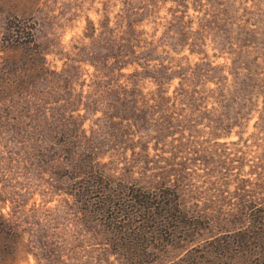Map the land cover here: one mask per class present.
Here are the masks:
<instances>
[{
  "label": "rangeland",
  "instance_id": "1",
  "mask_svg": "<svg viewBox=\"0 0 264 264\" xmlns=\"http://www.w3.org/2000/svg\"><path fill=\"white\" fill-rule=\"evenodd\" d=\"M68 141L112 182L177 186L194 224L120 244ZM184 263L264 264V0H0V264Z\"/></svg>",
  "mask_w": 264,
  "mask_h": 264
},
{
  "label": "trees",
  "instance_id": "2",
  "mask_svg": "<svg viewBox=\"0 0 264 264\" xmlns=\"http://www.w3.org/2000/svg\"><path fill=\"white\" fill-rule=\"evenodd\" d=\"M134 27L131 26L133 32ZM32 31H26L22 26L13 24L6 28L4 42L15 44L20 48H29L31 51L30 57L42 60L44 58L42 51L36 41L35 33ZM120 47H116L114 54L115 65H118L115 66L116 69L123 68L125 64L133 65L135 63L133 60L135 44L127 43L126 45H120ZM125 47L126 49H123ZM129 56L130 59L127 60ZM135 71H137V68ZM175 76L181 78L180 75ZM169 99L171 100L169 96L161 97L163 102H169ZM82 151L85 154L80 159V165L78 167L74 165L78 169V174L75 177L79 178L81 176L74 195L81 196L83 199H91L90 204H94L98 200L100 206L98 207V213L107 221H110V224H118L117 228L119 229L116 228L115 231L118 232L116 239L118 241L122 240L120 244L131 241L134 236L143 233L152 237L169 236L178 227H190L192 223L194 224L193 218L188 216L180 203L176 204L168 201V199H182L177 186L160 182L159 186L153 188V190H144L142 187L133 184L112 182L109 176H104L100 171L95 158V148L82 146L81 143L75 141L68 143L67 153L70 157ZM119 199H128V201H120ZM129 222L130 225H133L132 232L125 228L129 226ZM131 233L132 236H129ZM114 250V252H119L117 249ZM127 252L132 259L140 254L146 256L151 254V251L146 248L143 252L134 251V249Z\"/></svg>",
  "mask_w": 264,
  "mask_h": 264
}]
</instances>
